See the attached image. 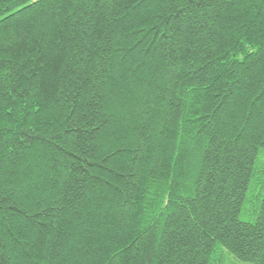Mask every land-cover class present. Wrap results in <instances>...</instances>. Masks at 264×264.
Masks as SVG:
<instances>
[{
  "label": "trees",
  "instance_id": "16d2710c",
  "mask_svg": "<svg viewBox=\"0 0 264 264\" xmlns=\"http://www.w3.org/2000/svg\"><path fill=\"white\" fill-rule=\"evenodd\" d=\"M38 4L0 0V264H264V0Z\"/></svg>",
  "mask_w": 264,
  "mask_h": 264
},
{
  "label": "rangeland",
  "instance_id": "374dc122",
  "mask_svg": "<svg viewBox=\"0 0 264 264\" xmlns=\"http://www.w3.org/2000/svg\"><path fill=\"white\" fill-rule=\"evenodd\" d=\"M263 161H264V159H263ZM250 212H252V210H250V209H248V211H246L244 214H243V216H242V220H244V221H247V222H252L253 221V217L252 216H250L251 214H250ZM245 264V263H238V262H236V261H234V260H232L231 261V264Z\"/></svg>",
  "mask_w": 264,
  "mask_h": 264
},
{
  "label": "snow or ice",
  "instance_id": "6c2138e0",
  "mask_svg": "<svg viewBox=\"0 0 264 264\" xmlns=\"http://www.w3.org/2000/svg\"><path fill=\"white\" fill-rule=\"evenodd\" d=\"M31 3H32V6H33V7H37V6H39V4H38V0H31Z\"/></svg>",
  "mask_w": 264,
  "mask_h": 264
}]
</instances>
